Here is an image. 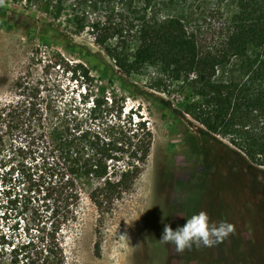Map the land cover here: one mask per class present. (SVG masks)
I'll list each match as a JSON object with an SVG mask.
<instances>
[{"label":"trees","instance_id":"obj_1","mask_svg":"<svg viewBox=\"0 0 264 264\" xmlns=\"http://www.w3.org/2000/svg\"><path fill=\"white\" fill-rule=\"evenodd\" d=\"M46 6L56 18L76 8V31L89 27L125 77L151 71L155 91L188 88L184 112L264 167V0H46ZM87 9L112 16L88 24ZM46 67L69 73L84 93L62 107L43 94L41 80L21 76L15 98L0 102V167L25 153L37 156L46 185L37 234L28 230L16 245L0 235V264H68L83 190L91 187L87 197L101 218L113 215L150 156L153 133L133 110L122 120L125 98L108 96L105 87L92 96L95 78L83 63L56 56ZM8 174L0 189L13 204Z\"/></svg>","mask_w":264,"mask_h":264},{"label":"rangeland","instance_id":"obj_2","mask_svg":"<svg viewBox=\"0 0 264 264\" xmlns=\"http://www.w3.org/2000/svg\"><path fill=\"white\" fill-rule=\"evenodd\" d=\"M75 10L56 18L46 0H0V102L14 99V82L26 76L41 80L43 94L59 106L78 103L83 87L69 73L46 67L61 56L87 66L95 78L92 96L105 87L108 96L125 98L122 120L133 110L153 141L147 165L113 215L101 218L87 197L91 187L83 190L77 228L66 245L68 264H264V167L184 112L188 88L174 84L155 91L149 87L151 71L125 77L94 43L89 27L76 31ZM87 10L88 24L112 16ZM39 159L25 153L0 167V177L9 173L15 200L6 204L0 189V235L13 245L27 240L28 230L35 236L43 216L46 185ZM201 211L210 223L233 224L234 232L212 247L193 245L182 253L158 241L165 224L175 230Z\"/></svg>","mask_w":264,"mask_h":264},{"label":"clouds","instance_id":"obj_3","mask_svg":"<svg viewBox=\"0 0 264 264\" xmlns=\"http://www.w3.org/2000/svg\"><path fill=\"white\" fill-rule=\"evenodd\" d=\"M233 232V224L224 220L210 223L208 215L201 211L187 217L186 222L175 230L165 224L158 241L163 244L171 243L177 253H182L193 245L212 247L223 242Z\"/></svg>","mask_w":264,"mask_h":264}]
</instances>
